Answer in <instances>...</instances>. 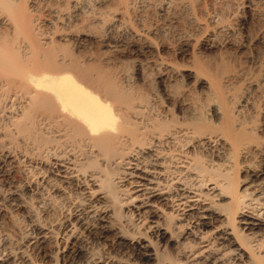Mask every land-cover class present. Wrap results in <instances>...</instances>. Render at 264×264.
Segmentation results:
<instances>
[{"label":"bare ground","instance_id":"6f19581e","mask_svg":"<svg viewBox=\"0 0 264 264\" xmlns=\"http://www.w3.org/2000/svg\"><path fill=\"white\" fill-rule=\"evenodd\" d=\"M58 254L264 264V0H0V264Z\"/></svg>","mask_w":264,"mask_h":264},{"label":"rangeland","instance_id":"374dc122","mask_svg":"<svg viewBox=\"0 0 264 264\" xmlns=\"http://www.w3.org/2000/svg\"><path fill=\"white\" fill-rule=\"evenodd\" d=\"M174 49H176L175 48V46H174V48H173V46H171V48H162V49H160V52H161V55L162 56H164L165 58L166 57H168L169 59L171 58V59H177L178 61H181L182 62V60H181V58H178L177 57V55L174 53ZM180 59V60H179ZM180 62V63H181ZM183 63V62H182ZM128 67H129V69L131 68V65L128 63V65H127ZM131 70V69H130ZM151 79V80H150ZM150 79H149V82L150 81H152L153 82V78H151L150 77ZM150 83L151 85L153 84V83ZM65 244H67V242L65 243V241H61V244H60V248L63 246H65ZM103 245H104V250H105V252L107 253V254H112L113 252H112V248H111V244H110V242H103ZM102 245V246H103ZM104 250H103V248L101 249V251L102 252H104ZM101 251H98V252H100L101 253ZM61 253V252H60ZM53 256V255H52ZM59 256H60V254H58V256L56 257V256H54L53 258H50V257H47V258H44V259H39V261L42 263V264H61V262H60V258H59ZM55 258V259H54ZM54 259V260H53ZM56 260V261H55ZM76 262H74V264H81V260L80 259H76L75 260ZM140 264H156V263H154V262H150V261H147L146 259H143V260H140Z\"/></svg>","mask_w":264,"mask_h":264}]
</instances>
